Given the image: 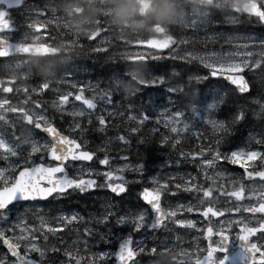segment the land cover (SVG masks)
Instances as JSON below:
<instances>
[{
  "label": "snow or ice",
  "instance_id": "obj_1",
  "mask_svg": "<svg viewBox=\"0 0 264 264\" xmlns=\"http://www.w3.org/2000/svg\"><path fill=\"white\" fill-rule=\"evenodd\" d=\"M27 0H0V4H6L7 8L13 6L25 9ZM34 8V6H33ZM35 9V8H34ZM39 11V9H35ZM3 19L7 21V27L0 26V29L9 30L10 18L7 17V11H3ZM246 13L257 18V22L264 23V10L257 6L255 0H251L246 6ZM197 21H193V26H198ZM188 22H186V25ZM37 28L41 25L37 24ZM169 44L173 43V37L167 34ZM259 55L261 59H257L254 63L248 59L237 60L236 54L222 52L220 55L215 53H207L205 56H197L193 52H185L180 59L199 60L200 64L207 69V74L215 77H222L227 80L233 87L234 92L246 94L249 90V83L242 74L246 68H257L258 64L264 60V40L259 41ZM22 47L20 42L9 43L6 37L0 36V49L3 55L11 52H19ZM166 47V48H167ZM101 50V49H94ZM148 55H153L151 51H147L146 55L140 57L145 60ZM250 56L251 53L249 52ZM142 71H145L144 65ZM203 77L196 75L190 76L188 80L181 81L170 76L167 80L161 77L144 78L139 88L146 84H163L169 94H176V97L190 96V85L193 81H199ZM88 87V91L92 95L85 96L84 89ZM48 88V83L44 82L37 88H33L32 92H40L42 89ZM75 89L76 85L73 84ZM2 91L8 93L10 88L4 86ZM19 91V89H17ZM57 99L53 100L52 107L56 113L65 114L73 118L68 125V133H76L79 135L65 134L50 120L46 115L35 111L40 109L43 101L40 99H30V93L25 90L24 98L18 99L14 104L8 99H0V108L5 113L11 112L19 114L17 119L13 121V131L8 132L6 127L0 126V161L3 167H0V220H3L5 227L0 228V241L7 248L10 254L0 257V264H41L47 251L56 250L54 247H48L47 243L39 244V240L47 242L49 234L56 236L59 230L72 225L77 228L78 232L82 229L83 243L87 252V237L93 236L94 230L91 226L93 220L96 224L103 225L104 232H99L100 239L113 247L109 250H101L99 252H87L88 264H97V262H105V258L113 256L116 264H138L134 259L138 252L144 251L141 246L143 243L142 235H147L157 229H167L173 231L170 224L181 227L195 228L202 231L205 238L210 233H214L219 239L215 246L211 243L206 250L197 249L201 255L195 257V264H229V258L223 255L226 252V240L229 239V229H237L235 236L238 241V248L232 257L231 264H264V150L252 147H239L232 150L221 151L220 144L224 137H214L215 148L211 146H201L198 149H192L185 153L180 152V157L187 164H195L196 173L191 171L180 175L177 181L175 177H169L168 180L161 182L155 176H148L151 181V187L141 185L138 192V198L143 203L137 208L127 210L117 214L114 211L115 205L110 201L104 205V211L99 216L85 217L76 212L71 214H60L51 216L37 209L34 212L35 218L39 224H33L31 231L21 230V234L15 235V229L18 224L24 223V219L28 216L29 209L32 207L31 202L37 199H44L53 194L57 197L68 195L70 192L84 193L93 189H107L108 192L120 197L128 191L130 183L139 184V181L133 178L129 181L125 178V170L134 171L138 174L144 173L142 163L130 165L129 163L113 164L111 157L107 155V148L90 146L88 139H85L86 133H105L106 125L109 121L103 113V109L98 110L95 102L96 95L90 86H80L79 91L60 92ZM101 99L106 103H111V92L103 90L99 93ZM80 102L81 107L72 105L68 109L66 105L70 103L69 98ZM223 96H217L206 105H193L189 100L183 103V110L177 107L171 116H165V119L171 122L175 120L181 127L175 125L171 127V132L176 133V138L171 141L175 146L177 140L180 139V133L185 130L194 131L198 123L211 126L213 133H228L233 124L240 121L246 106L241 104L236 106V110L230 118L225 121L216 118V110L220 104L224 102ZM171 103V100H169ZM251 103L256 105L253 114L256 116H264V99L253 97ZM132 106L129 105V108ZM143 107V106H141ZM137 115L133 116L129 112V119L136 120L137 123L150 119L144 111L137 109ZM162 113H167V108L161 109ZM0 120H4L0 116ZM19 124L20 132L16 133L15 127ZM33 129H39L45 133V136L38 139ZM130 132H136V127H131ZM5 137L9 139L6 141ZM122 144L127 143L125 135L114 137ZM169 138L163 137L159 143L165 144ZM249 143L254 141L257 145H264V131L260 133H252L248 137ZM102 143H107L102 141ZM103 153V155H100ZM38 154V155H34ZM11 158V159H10ZM39 159V163L36 160ZM47 159V163H45ZM121 160L126 161L127 157L121 156ZM237 165L242 169V173L235 179H232L234 173L229 171L219 162ZM169 163L171 161H168ZM256 162V163H253ZM177 164L181 160H176ZM259 169V170H257ZM203 174V175H201ZM229 177L228 188L223 184H217V179ZM141 175V179H142ZM258 178V180H257ZM204 181H208L205 186ZM244 181H247L245 183ZM179 193H186L182 199H176L172 202L171 198L177 197ZM223 197V202H221ZM234 198L235 203H229ZM247 198L246 202L245 199ZM23 202V204L21 203ZM216 205H220L217 207ZM24 211H21V208ZM187 212L198 214L202 218L200 223H208V226L201 228L197 224V218H188L177 216L178 212ZM240 213L235 217V221L231 216L225 222V214ZM247 213L248 215H243ZM114 217V220L112 219ZM219 217V228H214L212 218ZM9 222L12 226L8 227ZM116 226L127 227V232H113L111 224ZM14 233L13 237L7 236L6 233ZM39 233L37 235L36 233ZM137 233L135 238V247L133 246L134 238L131 233ZM259 233L257 236L256 234ZM80 236L77 235L76 240L72 243L75 245L80 242ZM63 244L64 241L61 240ZM166 246L165 244H161ZM23 249V251H21ZM79 249L66 247L64 256L67 259L62 260L60 264H81L85 257L78 255ZM152 251H156L153 246ZM183 251V250H182ZM206 251V255L203 253ZM222 253L215 256V252ZM35 252L40 259H33L30 253ZM192 257L189 256V260ZM151 262V261H150ZM149 262V264H150Z\"/></svg>",
  "mask_w": 264,
  "mask_h": 264
},
{
  "label": "trees",
  "instance_id": "obj_2",
  "mask_svg": "<svg viewBox=\"0 0 264 264\" xmlns=\"http://www.w3.org/2000/svg\"><path fill=\"white\" fill-rule=\"evenodd\" d=\"M62 0H27L25 9L18 7L7 8L6 4H2L4 11H7V17L10 18V24H20L26 22L28 14L32 9L36 7H43L51 3L58 4ZM141 0H135V3ZM148 1L155 8L158 5V0H144ZM34 6V8H33ZM156 14L147 16V24L138 30H129L123 28L115 37L112 45L107 47H96L93 41L89 40L84 33H78L73 23H62L54 25L47 23L45 25L46 33L48 30L53 34V38L47 37L44 42H50L54 46L59 43L69 42V45L62 49L60 53L64 56L63 58H42L34 59L32 64L33 74L28 78L30 84H34L39 87L41 83L47 82L48 88L42 89L41 93H45L48 96L50 87L54 84L51 82L52 75L55 76V80L58 79L64 73L72 74V80L77 79L81 81L84 86L86 83L92 84L97 91L96 103H102L105 110L102 114L105 115L109 123L106 125L107 131L105 133H86L85 139H88L90 146L95 148L96 146L106 147L107 155L111 157V162H133L142 163L148 165L156 163L162 159V154L168 155V160L176 162L181 160L183 168L187 171H196L195 164H187L183 162V158L180 157V152H189L192 149H198L201 146L216 147L214 143V137L223 136L224 139L220 144L221 151H227L233 146H240L246 144L247 147H259L262 145L248 144L244 142L245 138H248L252 133H260L264 131V120L262 116H256L253 114L254 108L250 101L256 91V88L252 85V92L249 96L244 97L234 92L232 88L228 87L223 81L215 80L207 75V69L203 68L199 64L189 59H180L179 53L175 48H183L186 50L185 43L189 44L190 38L189 33L181 28L168 26L162 31V39L160 35L154 34L152 28L155 25L160 24L159 7L155 8ZM100 21L97 24L100 28L115 29L104 19V15H95L93 17ZM159 18V19H158ZM5 24V20L3 21ZM71 22V21H70ZM7 23V22H6ZM163 23V22H162ZM108 24V25H107ZM253 22L247 20L242 28L245 30H253ZM167 34L173 37V43L169 44ZM66 40V41H65ZM157 42L162 47H156L151 49L153 55L147 56L146 63H139L134 61L132 55V44L141 43L149 44ZM183 43V44H182ZM62 44V43H61ZM167 45V46H165ZM167 47V48H166ZM101 49V50H94ZM149 51V49H146ZM62 59V60H61ZM144 65L145 71H142ZM259 70L263 73L261 76L264 82V60L262 63L257 65ZM252 69V68H251ZM249 69L246 74L250 73ZM54 73V74H53ZM199 75L203 77L199 81H193L190 85L191 95L176 97V94H169L167 88L163 84H146L139 88L144 78L148 77H161L167 80L170 76H174L175 79L186 81L190 76ZM0 79H6V77L0 72ZM121 82L131 83L135 87V93H121V88L118 84ZM80 86L78 85L75 89L72 85H62L63 89H70V91H79ZM103 90L111 92V103H106L104 99H101L99 93ZM30 92V91H28ZM24 93V92H23ZM55 93V92H54ZM84 93L90 96L88 88L85 87ZM155 95L158 97L160 102L162 100L167 101L168 105L176 110L177 107H181L183 110V103L189 100L193 105L202 106L207 101L213 100L217 96H223L224 102L220 104L216 110V118L227 121L232 113L236 110L237 105H245L247 110L244 113L243 118L237 123L233 124L230 131L224 133H213L211 126L205 125L201 127L196 133L185 130L180 134V139L177 140L175 146L172 145L171 141L176 138V133L171 132L160 119H154L153 111L154 108L149 103V96ZM49 98V97H48ZM101 100L102 102H99ZM171 100V103H169ZM129 105L132 107L129 108ZM143 106V107H141ZM137 109L144 111L146 115L150 116V119L137 123L136 120L129 119V112L133 116L137 115ZM100 110V108H98ZM55 123L61 122L63 126L66 125V120L61 119V116L57 113L53 117ZM74 119H81L79 117ZM131 127H136V132H130ZM64 132H68L67 127L62 128ZM70 135H79L77 130L76 133H70ZM119 135H125L127 143L122 144L119 140L114 139ZM167 136L169 139L165 144H160L159 141ZM106 141L107 143H102ZM103 155V153H100ZM121 156L127 157L126 161L120 159ZM132 175L125 177L127 180L132 181L130 178ZM169 175L163 176V181L169 179ZM180 175H176V180H179ZM141 185L151 186L150 182H141L139 184L130 183L128 191L125 196L121 197L120 200L128 199L131 201L134 208L142 204L138 198L131 197L132 190L140 191ZM100 190L93 195H81L77 192H70L62 203L64 213L71 214L76 212L79 215L87 218L94 212L96 215H100V212L104 211V205L99 203L96 198ZM108 196V191H103ZM131 198V199H130ZM53 211H56L58 204L54 203ZM114 205V203H112ZM128 202L121 203V205H115L114 211L117 214L127 211L129 209ZM56 213V212H55ZM29 221L32 220V216H28ZM114 220V217L112 218ZM115 223L111 224V228L115 229ZM102 231H105L104 226H101ZM37 234H39L37 232ZM5 256V247L0 241V257ZM142 258V256H141ZM155 258V257H153Z\"/></svg>",
  "mask_w": 264,
  "mask_h": 264
},
{
  "label": "rangeland",
  "instance_id": "obj_3",
  "mask_svg": "<svg viewBox=\"0 0 264 264\" xmlns=\"http://www.w3.org/2000/svg\"><path fill=\"white\" fill-rule=\"evenodd\" d=\"M264 6V0H260ZM248 0H228V1H213V0H162L161 5H156L155 8H161L160 14L161 21L160 24L155 25L152 28L154 34L160 35L162 39V31L166 29L168 26H174L183 29L188 32V38H190L189 44L185 43L183 45L186 46V50L183 48H175V50L179 53L180 56H183L185 52H193L197 56H205L207 53H215L216 55H220L222 52H228L230 55L235 53L237 60L248 59L250 62H255L257 59H261L259 55L260 49V40H264V37L258 36L256 34H248V33H236L232 29L235 27L237 21H239L243 17V12L240 11V6L245 5ZM225 5L227 7H225ZM4 7L0 4V9ZM182 7V8H180ZM152 4L148 1H138L135 3V0H62L60 3L55 4L51 3L48 5H44L43 7H36L35 9H39L36 11L32 9V11L28 14L25 19L26 22L11 25L9 30L0 29V36L6 37L10 41L20 42V43H43V37L53 38V34L51 31H47L46 34L41 33L43 29L45 30L46 23H52L54 25H59L62 23H73L77 32L85 33L88 38H91L97 33V30L101 31L100 36L94 40L97 46L107 45L112 43V40H115V37L118 36V33L121 29L127 28L131 31L142 29L147 24V16L156 14V10ZM104 15V19L108 20L110 24L117 27L116 30L112 32L107 31L105 28L102 30L97 26L100 23L99 20L94 19L95 15ZM3 19V12L0 11V26L7 27V21H4L5 24L1 21ZM163 19V20H162ZM197 21L198 26H193V21ZM71 21V22H70ZM163 22V23H162ZM188 22V25H186ZM41 25L40 28H37L36 25ZM108 25V24H107ZM68 45V43H62L58 48H62ZM149 51L156 47H162V45L157 42L149 43V44H132V55L134 57L144 56L146 55L147 48ZM167 46V45H165ZM251 53L249 56L248 53ZM62 56L60 54L59 58ZM191 60V59H190ZM193 61V60H191ZM195 63L200 64L199 60H195ZM33 62L28 58H12L8 60H4L0 63V72L6 77L5 80L0 81V94L1 99L8 98L13 104L23 96L25 90H30V93H40V92H32V89L35 87L28 86L29 80L27 77L31 73ZM259 65V64H258ZM249 69H244L242 74H245ZM263 73L259 70V67L255 69H251L250 73L247 74L248 79L251 84L256 88L255 94L250 97L251 98H261L264 99V82L262 75ZM63 79L61 80H53L59 85H70L71 81L74 83H79L78 80H69L67 78L71 77L70 74L64 73L61 76ZM204 77H207L205 75ZM4 86H8L10 91L8 93H4L2 91ZM78 85H76L77 87ZM90 86V85H86ZM121 88V93H135V87L130 83L121 82L118 84V87ZM93 91L95 89L90 86ZM88 88V87H87ZM19 89V91H17ZM59 89L60 92L70 91V89H63L62 87H57L55 90ZM13 92V93H11ZM35 95V94H30ZM13 97V98H12ZM212 101V100H210ZM204 103L206 105L208 102ZM99 102H102L99 100ZM149 103L154 108L153 117L154 119H160L162 123L171 131V127L175 125L177 128L181 127L179 124L172 120L169 122L165 119V116H171L172 112L175 111L171 106L168 105L167 101L158 99L155 95L149 96ZM75 104L77 107H81L82 105L78 101L71 100L70 104L66 105L68 109H71L72 105ZM98 108L105 110L102 103H96ZM202 105V106H203ZM256 105L253 104V108L255 109ZM167 108V113H162L161 109ZM53 109V108H52ZM35 111L44 115L42 111L39 109H35ZM19 114H13L11 112L5 113L2 108H0V116L4 117V120H0V126L6 127L8 132L11 133L13 129H10L7 126V122L13 124V121L17 119ZM62 115H68L67 113ZM263 120H264V116ZM205 126V124L198 123L197 128L192 133L198 131L200 127ZM264 126V125H263ZM17 134H19L18 130H15ZM261 132V131H260ZM183 133V132H181ZM180 133V134H181ZM38 138V137H37ZM6 141L9 139L5 137ZM39 139V138H38ZM38 155V154H34ZM167 154H162V159L157 161L156 163L143 165L144 173L138 174L134 171L125 170L124 176L128 177L132 175L130 178L133 180L135 178L141 182H150L148 176H155L161 182L163 181V176L166 174H170L171 177L175 176V173H183L180 170V165L177 163L168 162L167 158H165ZM11 159V158H10ZM39 163V159L36 160ZM47 159H45V163H47ZM222 162V161H221ZM221 162H219L221 164ZM125 163L121 161H115L113 164ZM130 165H134L133 162H127ZM254 163V162H253ZM172 166L176 169L175 171L167 170V167ZM0 167H3V162L0 161ZM142 175V179H141ZM151 187V186H150ZM100 192L97 194L96 198L99 200V203L105 205L106 202L114 203L115 205H121V203H127L129 206L128 210L135 209L130 203L128 199L120 200L118 198H114L112 194L108 196L103 191H108L107 189H99ZM139 191L132 190L131 197L137 198ZM63 197V196H62ZM62 197H56L54 200L59 201ZM131 199V198H130ZM172 202L176 200V197L171 198ZM49 207H45L39 205H32L29 209V212H35V210L39 209L42 212L48 211ZM21 211H24V208H21ZM60 214H63L59 212ZM102 212H100L101 214ZM57 214L53 215L56 216ZM93 216L96 215L94 212ZM177 216H180V213H177ZM28 216L24 219V223L18 224L15 229V235L21 234V230L31 231L33 224H39V221L31 222L27 221ZM12 224L9 222L8 227H11ZM94 230L98 229L99 232H103L100 224H96L93 220L91 225ZM5 227L3 220H0V228ZM171 229L173 231H168L167 229H163L157 233H149L146 236L142 235V247L144 251L138 252V255L142 256L138 260V264H179L178 254L180 253V249L178 248L180 233L179 226L175 224H170ZM116 230L113 232H127L128 228L123 226H116ZM99 232L94 231L93 236L87 237L88 240V248L87 252H99L101 250L111 249L113 245L105 244L99 236ZM7 236L13 237L14 233L8 232ZM133 237L136 238L137 233H131ZM39 235V234H38ZM77 235L80 236V242L77 244H73L72 242L76 240ZM83 232L82 229L78 232L77 228L69 225L67 228L59 230L56 236L49 234V240L45 242L44 240H39V244L44 245L47 243L48 247H54L56 250L47 251L45 253L44 260L41 264H60L62 260L67 259L64 256V250L66 247L79 249L78 255L81 257H85L82 260L81 264H88L87 260V252L83 243ZM61 240L64 243H61ZM165 244L166 246H162L161 244ZM153 246L156 247V251L153 252ZM23 251V249H21ZM168 254L169 256H165ZM8 255L7 253L5 256ZM33 259H40L39 256L35 252L30 253ZM10 257V256H9ZM155 257V258H153ZM192 257V256H191ZM195 258L192 257L189 260V256L186 258V262L184 264H193ZM75 264V261L72 262ZM97 264H114V257L109 256L105 258V262H97Z\"/></svg>",
  "mask_w": 264,
  "mask_h": 264
},
{
  "label": "flooded vegetation",
  "instance_id": "obj_4",
  "mask_svg": "<svg viewBox=\"0 0 264 264\" xmlns=\"http://www.w3.org/2000/svg\"><path fill=\"white\" fill-rule=\"evenodd\" d=\"M213 1H222V0H213ZM223 1H228V0H223ZM260 4L261 7L264 8L262 2L260 0H257ZM225 7H227L225 5ZM244 7L245 5H241L240 6V11L241 13L244 12ZM264 24V23H263ZM30 94H35V95H30V99H40L41 101H43V104L41 106V108L39 109V111H42L44 113V115H46L50 120L53 121V123L58 127L59 130H61L62 132H64L63 128V124L61 122L55 123L53 117L51 116V102L53 101L52 98L53 97H58L59 93H49L48 96H46L45 93H30ZM49 97V98H48ZM13 98V97H12ZM24 96H22L20 99H23ZM0 99H1V94H0ZM48 107V109L46 110L45 107ZM16 120V119H15ZM7 126H9L10 129H13L11 123L7 122L6 123ZM15 130H18L20 132V128H19V124L16 125ZM34 134L36 135V137H38L39 139L45 136V133L41 132L39 129H33ZM264 150V148H262ZM256 163V162H254ZM221 164L227 168L229 171L234 173V176L232 177V179H235L237 176H239L242 173V169H239V167L237 165H231V164H226L225 162H221ZM259 170V169H257ZM203 175V174H201ZM230 178L229 177H224L223 179H217L215 181V183L217 184H223L225 188H228V180ZM245 183H247V181H244ZM205 186H207L208 181H204ZM186 193H179L178 196L176 197V199H182L184 196H186ZM223 197H221V202H223ZM247 198L245 199L246 202ZM229 203H235L234 198L229 202ZM48 203H32V205H39L42 206L43 208L47 205ZM217 207H219L220 205H216ZM180 216L183 217H188V218H193L196 217L197 218V224L199 227L201 228H205L208 226V223H200V220L202 218L198 217V214L195 213H187L185 212H179ZM241 215L240 213H228L225 214V222H227L228 217L231 216L233 218V220L235 221V217ZM243 215H248L247 213H243ZM219 217H214L212 218V221H216V223L213 224L214 228H219ZM179 233H180V240H179V244H178V248L180 249V253L178 254V258H179V264H184V262H186V258L187 256H192V257H196L198 255H201L200 252L197 251V249H203L206 250L209 247V244L211 243L213 246H215L216 242L218 241V237L215 236L214 233H210L208 238H205L203 235L202 231H197V229L195 228H187V227H181L179 226ZM235 231H238L237 229H229V239L226 240V252L223 253V255H226L228 258L230 257V255L228 254V249L230 248H237L238 247V241L237 238L235 236ZM257 236L259 235V233L256 234ZM183 250V251H182ZM204 255H206V251L203 253ZM215 256H220L222 255V253H219L218 251L214 253ZM232 261V260H231ZM195 264V261L194 263Z\"/></svg>",
  "mask_w": 264,
  "mask_h": 264
},
{
  "label": "water",
  "instance_id": "obj_5",
  "mask_svg": "<svg viewBox=\"0 0 264 264\" xmlns=\"http://www.w3.org/2000/svg\"><path fill=\"white\" fill-rule=\"evenodd\" d=\"M257 6H258V4H257ZM9 43H13V42H9ZM2 52H3V50H0V53H2ZM56 54H57V51L55 49L47 46V45L22 44V47H21V49H20L19 52H11L8 55L0 54V57L1 58L11 57V56L48 57V56H54ZM139 61L145 62L146 59L145 60L139 59ZM211 77H213L214 79L223 80L229 86L234 87L227 80L223 79L222 77H215V76H212V75H211ZM244 78H245L246 81H248L245 76H244ZM250 92H251V86L249 84V90H248V92L246 94H241V95L245 96V95H248ZM95 191H96V189H93V190H90V191H86V192H84L82 194L83 195H88V194L94 193ZM121 195H123V194H121ZM53 196H54V194L52 196L47 197V198L37 199L35 201L45 202L48 199H50L51 197H53ZM159 230H161V229H157L155 231H159ZM152 232H154V231H152ZM133 244H134V242H133ZM237 248H230V249H228V252H229V255H230V257H229V264H231L232 257L235 255V252H236ZM137 258H138V256L136 255V257H134V259L137 260ZM114 260H115V258H114ZM115 264H116V260H115ZM129 264H130V262H129Z\"/></svg>",
  "mask_w": 264,
  "mask_h": 264
}]
</instances>
